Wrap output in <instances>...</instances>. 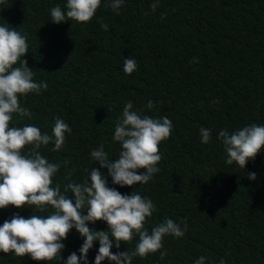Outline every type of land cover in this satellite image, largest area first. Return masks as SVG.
I'll return each instance as SVG.
<instances>
[{
  "label": "trees",
  "instance_id": "16d2710c",
  "mask_svg": "<svg viewBox=\"0 0 264 264\" xmlns=\"http://www.w3.org/2000/svg\"><path fill=\"white\" fill-rule=\"evenodd\" d=\"M154 2L124 0L117 14L110 0H101L89 22L59 24L53 23L51 9L59 6L66 12L67 0L0 3V26L27 37L28 53L21 60H27L35 82L48 84L39 94L19 98L33 115L21 119L14 113L10 126L31 124L51 136L56 117L69 125L71 133H65L60 150H52L54 142L38 149L49 163L60 164L52 186L60 185L68 197L73 194L65 193L64 186L85 182L96 167L109 187L153 201L157 210L145 223L149 233L165 218L182 229L187 225L183 237L166 235L160 251L136 256L132 264H195L201 256L204 264H220L221 259L225 264H264V148L241 168L226 163L219 138L221 130L232 134L252 124L264 126V0H159L152 11ZM126 58L137 63L131 74L123 71ZM194 58L198 63H190ZM129 101L132 111L167 117L173 128L159 145L162 158L153 178L120 187L91 152L103 144L109 159L119 157L121 144L113 137ZM201 127L211 130L207 144L201 142ZM31 148L26 146L22 154ZM247 173H255L256 180ZM52 212L51 206L40 212L35 206L10 205L0 209V226L14 214L28 218ZM88 227L109 230L104 221ZM84 239L73 228L61 241L60 260L0 252V264H64L71 253L80 255ZM138 242L136 235L117 249L113 238L111 251L131 252ZM98 249L99 241H94L87 264H95ZM161 251L167 252L163 259ZM101 264L115 262L105 259Z\"/></svg>",
  "mask_w": 264,
  "mask_h": 264
},
{
  "label": "clouds",
  "instance_id": "9594fccd",
  "mask_svg": "<svg viewBox=\"0 0 264 264\" xmlns=\"http://www.w3.org/2000/svg\"><path fill=\"white\" fill-rule=\"evenodd\" d=\"M4 0H0L3 3ZM124 0H110V7L119 14ZM101 5V0H67V11L59 6L51 9L53 23L59 24L67 20L80 23L89 22ZM159 6V0L151 4L152 11ZM164 18L162 14L161 19ZM107 31L108 25L101 24ZM27 37L14 28L0 26V209L14 206L17 209L25 205L35 206L40 212L48 206L54 212L47 216L31 215L25 218L14 214L0 226V252H14L16 256L28 255L35 261H53L61 259V251L69 232L75 228L85 238L79 249L80 255L71 253L64 264H87V254L94 241H99L95 264L108 259L115 264H132L136 256L146 257L150 253L160 251L163 238L172 235L183 237L187 225L182 229L170 218L151 229L145 228L147 218L157 210L150 198L140 194H122L107 184L102 172L93 167L88 179L83 183L69 182L64 191L73 194L68 197L61 193L60 185L52 186L53 177L59 171L60 164L49 163L38 151L42 145L54 142L53 151L60 150L65 143V133H71L69 125L56 117L52 135L42 134L40 129L31 124L23 127L10 126L13 114L23 119L32 118V112L20 104V97L29 93H41L47 90V82L34 81V73L27 66V60H21L28 53ZM19 62L18 67H14ZM190 63H198L194 58ZM137 70L134 59L124 60L123 71L131 74ZM154 107L152 101L147 104ZM129 101L123 109L121 120L116 124L113 139L120 142L122 150L115 160L109 159L108 153L101 144L91 152V157L99 163L100 168H107L113 184L120 187H132L136 184H147L161 161L159 145L168 139L172 132V122L167 117L154 119L141 116L132 111ZM201 142L209 143L211 130L201 127ZM219 138L227 153L226 163L236 162L245 168L249 160H253L264 148V126L252 124L229 134L227 130L219 132ZM31 145L28 155L22 154L26 146ZM144 170L138 174V170ZM71 173L65 177L70 179ZM250 180H256L255 173H247ZM90 180V183H89ZM84 210L87 214L84 215ZM104 221L108 231H94L89 223ZM110 233V235H109ZM138 235L139 242L134 251H111L113 238L115 247L120 248L121 242H130ZM167 255L160 252V258ZM201 256L195 264H204ZM220 264H225L223 259Z\"/></svg>",
  "mask_w": 264,
  "mask_h": 264
}]
</instances>
